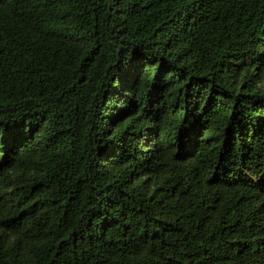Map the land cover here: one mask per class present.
I'll list each match as a JSON object with an SVG mask.
<instances>
[{"label":"trees","instance_id":"obj_1","mask_svg":"<svg viewBox=\"0 0 264 264\" xmlns=\"http://www.w3.org/2000/svg\"><path fill=\"white\" fill-rule=\"evenodd\" d=\"M0 264H264V0H0Z\"/></svg>","mask_w":264,"mask_h":264}]
</instances>
